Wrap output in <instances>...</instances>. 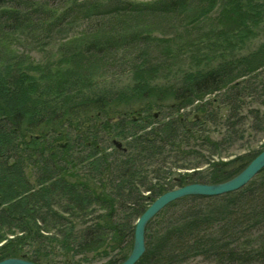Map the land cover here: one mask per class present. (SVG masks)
<instances>
[{"label":"trees","instance_id":"1","mask_svg":"<svg viewBox=\"0 0 264 264\" xmlns=\"http://www.w3.org/2000/svg\"><path fill=\"white\" fill-rule=\"evenodd\" d=\"M190 2L0 0V60L3 61L0 63V261L22 257L37 264H61V260L55 258L58 246L74 254L96 253L101 249L117 251L105 264H118L130 255L127 247L131 244L133 248L135 225L144 210L162 193L188 184L162 183L168 178L164 176V169H171L169 156L161 147L154 151L159 143L165 145L177 136L173 121L152 127L133 141L134 144L143 143L142 150L151 149L162 158L150 181L147 177L132 181L135 157H126L111 161V173L120 170V174L112 175L109 185L80 190L78 185L82 184L71 183L64 167L59 165L57 149L64 147L45 142V139L49 136L58 139L61 130L70 127L73 119L68 116L71 115L80 121L79 124L93 119L100 121L101 129L107 130L113 107L119 100L131 98L125 97L126 91L108 88L82 94L85 88L82 83L78 84L81 89L75 98L66 101L65 94L69 92L58 88L48 96L37 91L40 84L37 85L35 76L24 79L28 72H23L19 62L13 67L23 79H16L12 87L2 76L13 68L11 62L14 61L6 62L14 55L15 46L26 37L34 38L42 33L51 35L56 29L67 33L76 23L86 19L89 24L84 30L60 43V54L68 66L76 64L77 60L84 61V56L109 63L114 56L106 51L111 48H123L124 52L141 55L148 39L153 38L147 20L158 15L162 19L174 16ZM241 61H245L241 72H236L233 64L220 63L182 83L163 88L146 84L132 94L147 99L155 97L160 102L171 96L178 102L177 108L184 109L230 84L231 90L247 86L252 79L250 75L264 66V43ZM238 78L243 79L237 81ZM247 90L252 96L251 87ZM57 100L64 104L58 105ZM86 133L91 140L89 144L95 149L96 134L89 130ZM223 136L224 141L230 140L231 136ZM223 142L214 148L222 146ZM256 155L241 156L233 170L230 166L234 162L210 158L207 162L210 169L188 176L189 183L227 181ZM108 161L107 157H99L100 166L105 164L104 168L110 166ZM66 162L68 170L72 160ZM93 164L96 167L97 160ZM30 166L35 172L28 176L26 169ZM153 179L155 184L151 183ZM61 194L65 196L60 197ZM94 205L103 210L102 214L82 221V215L98 212ZM156 218H161L160 226L152 231L153 222L148 224L146 251L136 264H180L195 256H204L215 264H264V169L239 190L219 196L183 197L165 207ZM80 221V226L75 225Z\"/></svg>","mask_w":264,"mask_h":264},{"label":"rangeland","instance_id":"2","mask_svg":"<svg viewBox=\"0 0 264 264\" xmlns=\"http://www.w3.org/2000/svg\"><path fill=\"white\" fill-rule=\"evenodd\" d=\"M147 22L151 26L153 38L148 39L141 55L139 52H124L123 48H111L106 51L109 56H114L109 63L84 56V61L77 60L76 64L68 66L66 59L60 54L59 46L67 37L86 28L89 23L82 19L67 33L56 29L51 35L42 33L34 38L26 37L15 46L14 55L6 62L14 61L11 62V67L15 63H21L23 72H28L24 79L35 76L37 85L40 84L37 91L48 96L58 88L62 92H69L65 94L66 101L75 98L81 89L78 84L82 83L85 86L82 94H93L108 88L126 91L125 97L131 98L116 103L109 115L111 124L107 130L101 129L100 121L96 122L93 118H89L93 119L92 122L79 124L80 121L71 115L68 116L73 119L70 127L65 126L58 139L53 140L50 136L45 139V142L64 147L63 150L57 149L59 165L64 167L71 183L82 184L78 185L80 190L86 187L93 189L94 185H109L108 179L120 174V170L111 173V161L126 157H135L132 181L136 182L143 177H147L149 181L154 178V171L160 166L158 162L162 158L151 149L142 150L143 143L134 144L133 141L136 136H143L152 127L168 121L176 124L177 136L172 141L168 140L165 145L159 143L154 149L160 150L161 147L169 156L168 166L171 169H164V176L168 178L163 179L162 183H172L174 186L179 182L189 183L188 176L210 169L207 162L213 157L223 162H234L231 164L233 167L230 166L233 170L241 156L251 158L264 148V66L250 75L252 79L247 86L231 90L230 84L229 87L208 93L184 109L177 108L178 102H174L171 96L160 102L155 97L147 99L132 94L143 89L146 84L163 88L182 83L220 63L228 62L236 66V72L243 71L242 63L245 61L240 62V59L253 53L264 43V0H191L176 15L164 19L158 15ZM0 63L3 61L0 60ZM73 72L74 76L71 75ZM8 74L11 76H7ZM5 75L2 78L6 77V84L9 83L12 87L20 77L14 67L7 70ZM75 78L78 83L74 82ZM243 78H238L237 81H242ZM250 87L254 91L252 96L249 90L245 91ZM68 88L70 89L66 90ZM55 102L58 105L64 104L58 100ZM244 114L248 115L243 118ZM86 130L96 134L95 149L92 148L93 144H89L91 140L88 139ZM223 135L231 136L230 140L224 141ZM220 141H224V144L215 149L214 145ZM115 142H119L122 148ZM99 157L109 158L110 166H100ZM67 160H72L68 170ZM96 160L95 167L93 163ZM33 172V166L26 169L28 176ZM151 183L155 184V180ZM67 190L65 194L69 196ZM93 208L98 212L90 216L82 215V221L102 214L103 210L97 205ZM157 215L149 222H153L152 231L160 226L161 218H156ZM82 221L75 225H81ZM131 248L132 245H128L129 254ZM55 250L58 252L55 258L61 260V264H105L108 257L117 253L101 249L96 253L74 254L60 250L58 246ZM52 255L53 252L50 253ZM180 264L215 263L204 256H195Z\"/></svg>","mask_w":264,"mask_h":264},{"label":"water","instance_id":"3","mask_svg":"<svg viewBox=\"0 0 264 264\" xmlns=\"http://www.w3.org/2000/svg\"><path fill=\"white\" fill-rule=\"evenodd\" d=\"M118 119V118H116ZM116 119H113L116 121ZM116 145L122 148L119 142ZM264 169V149H262L249 163L233 178L220 183H188L171 190H168L158 196L144 210L138 218L134 231L133 249L123 262L119 264H136L146 251V230L149 222L160 213L165 207L174 201L191 195L199 196H219L241 189L247 185ZM0 264H37L27 258L8 257L0 261Z\"/></svg>","mask_w":264,"mask_h":264},{"label":"bare ground","instance_id":"4","mask_svg":"<svg viewBox=\"0 0 264 264\" xmlns=\"http://www.w3.org/2000/svg\"><path fill=\"white\" fill-rule=\"evenodd\" d=\"M224 195V194H223Z\"/></svg>","mask_w":264,"mask_h":264}]
</instances>
